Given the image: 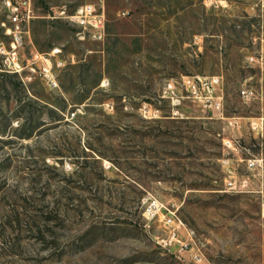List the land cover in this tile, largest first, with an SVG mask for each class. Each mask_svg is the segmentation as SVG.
Here are the masks:
<instances>
[{
    "label": "rangeland",
    "instance_id": "rangeland-1",
    "mask_svg": "<svg viewBox=\"0 0 264 264\" xmlns=\"http://www.w3.org/2000/svg\"><path fill=\"white\" fill-rule=\"evenodd\" d=\"M33 1L22 59L65 66L0 70V264H264V0Z\"/></svg>",
    "mask_w": 264,
    "mask_h": 264
},
{
    "label": "built area",
    "instance_id": "built-area-1",
    "mask_svg": "<svg viewBox=\"0 0 264 264\" xmlns=\"http://www.w3.org/2000/svg\"><path fill=\"white\" fill-rule=\"evenodd\" d=\"M219 0H204L205 4L217 5ZM4 4L7 11V22H3L4 33L9 39V43L6 44L0 41V70L4 73L15 75L20 77L23 82L30 81L32 79V73H39L44 77L48 84L56 86L53 79V69L56 66L61 68L65 66V61L57 58L53 63L51 56H58L61 53L60 49H54L52 53L39 54L32 53V56L25 64L21 50L24 48L26 40L30 37V25L34 19V1L33 0H4ZM65 14V11L62 12ZM66 18L74 25L82 29L83 33H88L89 37L95 41H101L106 36V19L103 13L97 11L93 5H84L79 7L74 14L66 16ZM258 63L260 67L264 66V54L260 57H251L250 63ZM29 70L30 73H27ZM214 83H218V79L211 82V86L214 87ZM185 85H189L193 88V92L196 93V84L193 79L187 78ZM241 96L244 101H251L254 97L253 91L249 89H243ZM220 110V106H217ZM222 116V113L219 114ZM236 188V187H234ZM167 224L170 227L176 225L174 214L170 211L168 213ZM182 224V223H181ZM178 228L172 229L170 232V240H163L164 247L174 249L180 256L189 253L193 260L201 261V254L194 246L184 243L178 236Z\"/></svg>",
    "mask_w": 264,
    "mask_h": 264
}]
</instances>
